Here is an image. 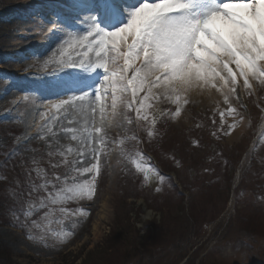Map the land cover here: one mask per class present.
I'll list each match as a JSON object with an SVG mask.
<instances>
[{
    "label": "rangeland",
    "instance_id": "rangeland-1",
    "mask_svg": "<svg viewBox=\"0 0 264 264\" xmlns=\"http://www.w3.org/2000/svg\"><path fill=\"white\" fill-rule=\"evenodd\" d=\"M44 1L46 6L40 10L24 5L31 0H0V36H4L9 27H20L12 31L13 38L4 46L0 44V123L2 127H8L5 128L7 132L10 131L8 140L4 135L0 137V144L10 139L14 155L5 163V173L1 178L0 186L6 190L4 196L13 202L7 214L0 212V242L10 253L13 264L263 262L264 84L258 80L251 81L250 90L237 88L228 103L215 90L212 91L217 97L209 96L204 101L193 98L190 91L186 94L188 103L184 104L179 116L173 115L177 106L165 99L146 101V105L152 104L151 108L141 109V116L147 114V120L138 118L134 111L140 105L133 102L132 108L126 106L129 94H124L123 102H118L113 113L111 90L102 93L91 123L101 124V104L105 107L104 120L110 123L104 129V145L101 147L98 141L96 144L100 148V158L94 195L92 199L52 202L49 193L54 194L62 188L66 176L69 182L73 177L77 182L92 179L94 173L73 170L81 166L75 163L77 160H84L83 167L91 166L95 160L87 155L91 145L85 149L83 158L75 152L66 157L60 155L64 146H78L77 141L68 139L71 134L65 133L64 127L82 129L85 121L81 114L69 117L72 121L69 123L63 119V114L57 113L58 122L52 126L56 137H52L44 125L55 112L53 105L63 100V96L67 94L66 98H69L73 94H83L79 90L69 91L64 86L65 81L72 78L69 73L90 82L102 80L103 73H87L79 66L74 69H58L56 65L44 68V61L63 40L68 39V33L76 36L85 34L88 28L84 22L86 17H95L101 27L109 31L115 29L108 24V19H103V13L99 15L98 7L84 10L81 19L68 21L63 19L64 13L62 15L55 10L58 7L63 9L66 2ZM142 2L117 0L113 7L117 8L125 20L123 24H126L131 11ZM146 2L151 3L152 0ZM57 22L61 23L60 29L56 28ZM38 23L45 25L44 35L56 34L48 50L40 51L34 46V41L39 39ZM54 24V30L49 32ZM88 55L95 60L94 53ZM82 58L87 59L76 57L77 60ZM95 75L98 76L95 78ZM44 81L52 82V85L57 83L62 89L40 97L33 88L40 87ZM85 91L89 93L88 99H94L91 87ZM139 95L143 97L144 93ZM28 97L32 98V103ZM45 105L47 110L42 109ZM35 110L40 112V116L33 130L28 131V118ZM59 121L63 122V127ZM259 123L261 125L254 131ZM224 156H228L230 161L227 166L220 163L219 157ZM156 160H161V165L168 171L165 175ZM15 161L16 170L9 165ZM175 167L180 171H175ZM229 170L233 178L232 190L229 189L231 181L226 180ZM170 173L175 174L177 180L174 176L172 179ZM204 179L209 182L211 190L193 195L191 191H198ZM173 186L178 191L172 189ZM61 208L70 211L61 212ZM258 210L261 213H255ZM187 211L193 213L196 223L192 227L191 239H186L185 246L174 241L161 243V238L175 235L180 224L181 227L191 224ZM181 212L188 215L183 217ZM179 215L183 218L174 225L173 221ZM248 215L250 218L246 223ZM159 226L162 237H155L153 243V247L161 252L155 253L159 259L138 257L135 249L142 248L145 237H152L150 234ZM115 227L122 233L123 229L126 230L127 240H113L114 235L109 237ZM177 238L180 240L183 236Z\"/></svg>",
    "mask_w": 264,
    "mask_h": 264
},
{
    "label": "snow or ice",
    "instance_id": "snow-or-ice-1",
    "mask_svg": "<svg viewBox=\"0 0 264 264\" xmlns=\"http://www.w3.org/2000/svg\"><path fill=\"white\" fill-rule=\"evenodd\" d=\"M214 20L215 31L208 26ZM84 22L88 24L85 34L68 33V39L52 51L43 67L56 65L58 69H74L79 66L87 73L102 72V80L90 83L89 79L69 73L72 78L65 81L64 86L69 91L79 90L83 94H73L53 105L55 112L44 128L56 137L52 126L58 122L57 113L63 114L64 120L74 118L76 113L81 114L85 121L82 129L64 127L65 133L71 134L68 139L77 141L78 146H64L60 155L66 157L75 152L83 158L85 149L91 145L87 155H91L95 163L83 167L84 160L80 159L75 163L81 166L73 170L94 175L82 182H77L75 177L69 182L66 176L64 186L54 194L49 193L53 203L92 199L94 195L100 158V148L96 144L98 141L101 147L104 145V129L110 123L104 120L105 107L102 104L99 105L101 124L91 123L102 93L111 90L113 113L118 102H123L124 94H129L126 106L132 108L133 102L140 105L134 111L138 118L147 120V114L141 116V109L151 108L152 104L146 105V101L165 99L177 106L173 115L179 116L184 104L188 103L186 94L193 89L215 90L228 103L237 88L250 90L252 80L264 84V0H152L151 3L143 0L131 11L128 22L114 31L101 27L95 17H86ZM54 28L55 24L48 31L52 32ZM221 31L233 38L235 44L221 37ZM202 36L218 49L209 60L203 59L197 51L204 47L197 43ZM89 53H94L95 60L89 57ZM78 56L87 59L77 60ZM97 84L100 86L96 87ZM89 87L93 89L94 99H88L89 93L85 89ZM140 93H144L143 97ZM152 119L154 122L155 116ZM59 125L63 127V122L59 121ZM65 163H68L66 159ZM60 211L70 210L61 208Z\"/></svg>",
    "mask_w": 264,
    "mask_h": 264
},
{
    "label": "bare ground",
    "instance_id": "bare-ground-1",
    "mask_svg": "<svg viewBox=\"0 0 264 264\" xmlns=\"http://www.w3.org/2000/svg\"><path fill=\"white\" fill-rule=\"evenodd\" d=\"M49 1L50 2H54V3H56L55 1L60 2V3L66 2V6H64V8H66V11H63L64 8L62 9L60 7H58V9H55V10L58 11L59 14H62L63 12L66 13L67 15L65 16V18H68L70 16L69 18H72V19H74V18L75 19L80 18V16H82V15L80 14V12H76V13H74V15H72V13L70 12L71 9H73L75 7L78 11L83 12L82 10L84 9V7L90 6V5H87V4H91L92 3L91 0H49ZM45 2L46 1H44V0H31V2L29 4H24V5L26 7H30L31 6L33 8H39L40 10H43L44 9V6H46V5H43ZM113 2H114V0H107L106 1V9H108V7H110V6H113ZM77 5H79V6L76 7ZM67 6L69 8H67ZM112 11H113V14L111 13V16H109L108 19H111L109 21H112V24H114V26H116V27L122 26V22L120 21V16L118 15V11L114 10V8H112ZM24 12H27V11L24 10ZM111 17H113V19ZM13 25H16V24H13ZM56 25H57L56 26L57 29H60L61 28V23H58L57 22ZM12 27H9L8 28L9 30H7L4 33V36L3 35L0 36L1 37V39H0V44L1 45L3 44V46H4L6 42H8L11 38H13L12 31L15 28L19 27V25H16V27H14V26H12ZM44 29H45V25L43 23L42 24L38 23V25L36 27V31L38 33L39 39L34 41V46H36V48L39 49L40 51L47 50L51 46L50 44L53 42V39H55L54 36L56 35L55 33H53L52 35H49V34L45 33L46 35H44L43 34ZM33 89H35L38 92V95L40 97H43L48 92L55 93V91L58 92L62 88L57 83H55V85H52V82L51 83H48L47 81H44L40 87L33 88ZM190 95L193 98H196V97L197 98H200L201 101L206 100L209 96L212 97V98H216L217 97V94L215 92H213L212 90H209V91L207 90L205 92V91H202V89H200V90L199 89H193L190 92ZM118 96H120V95H118ZM66 97H68L67 94H66V96H63V99H66ZM27 99L30 100L29 101L30 103L33 102V100H32L31 97H28ZM46 106L47 105H45L42 109L47 110L48 108H45ZM50 106H51V104L49 105V107ZM39 116H40V112L38 110H35L32 113V115L29 116V118H28L29 123L28 124L30 126H29V130L28 131H32L33 130L32 128L35 126V124L37 122L36 119Z\"/></svg>",
    "mask_w": 264,
    "mask_h": 264
},
{
    "label": "trees",
    "instance_id": "trees-1",
    "mask_svg": "<svg viewBox=\"0 0 264 264\" xmlns=\"http://www.w3.org/2000/svg\"><path fill=\"white\" fill-rule=\"evenodd\" d=\"M4 129V128H3ZM2 129V130H3ZM7 134V132L5 133ZM6 149H0V172L1 170L3 169V164L5 163V160H6ZM1 185V183H0ZM222 189L218 192V193H221ZM6 195V190L0 186V212H4L5 214L7 213L8 211V208H7V202H8V199L9 198H5ZM183 208L180 207V210H182ZM180 212V211H179ZM188 212V211H187ZM191 213V212H190ZM182 216H187L189 214H183L181 212ZM182 216H177L176 219L173 221V224L174 225H177L178 224V220L180 221L181 218H183ZM188 220L189 222H191V224H186V225H182L181 227V224L178 226V229H180L179 231H177L175 233V235H173L172 237L170 238H161L160 241L161 243H165V244H170L172 243V241H174L176 244H181L183 242L186 241V239H191V235H192V232H193V225L196 223L193 221V213L189 214L188 216ZM250 218V216L248 215V217H246V223L249 221L248 219ZM209 221H212V218L209 220ZM160 226L158 228L155 229V231L150 234V236L152 237H145V243H141V246L142 248L140 249H135L137 251V254H138V257L140 258H149V259H158V257L155 255V253H158V251L156 250V248L153 247V243H155V237H162V234L159 232L160 231ZM112 235H114V238H119V240H122L124 241V239L127 240L126 238V235H128V233L126 232L125 229H123V233L121 232V229L118 230L117 227L113 228L112 231H110L109 233V237L111 238ZM181 235L183 236L182 239H178L177 237ZM125 240V241H126ZM110 243L112 242V239H110L109 241ZM185 246V245H184ZM187 246V245H186ZM110 249V247L108 248V250ZM104 250L100 251V253H102ZM91 258V257H90ZM0 263L1 264H13L12 260H11V255L9 252H7V250H5V248L3 247V245L1 244L0 242Z\"/></svg>",
    "mask_w": 264,
    "mask_h": 264
},
{
    "label": "clouds",
    "instance_id": "clouds-1",
    "mask_svg": "<svg viewBox=\"0 0 264 264\" xmlns=\"http://www.w3.org/2000/svg\"><path fill=\"white\" fill-rule=\"evenodd\" d=\"M215 24H216V21L214 20L211 24H209L208 26L209 27H213L214 28V31L216 30L215 29ZM220 35L221 37H223L224 39H227L229 41V43L231 44H235V40L229 36H227L224 32H220ZM198 44H203L204 47L201 49V48H198L197 51H198V54L205 60H209L211 59L212 57V54L214 52H216L218 49L217 47L212 43V41H210L207 37H201L200 40L197 41Z\"/></svg>",
    "mask_w": 264,
    "mask_h": 264
}]
</instances>
